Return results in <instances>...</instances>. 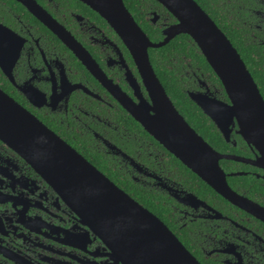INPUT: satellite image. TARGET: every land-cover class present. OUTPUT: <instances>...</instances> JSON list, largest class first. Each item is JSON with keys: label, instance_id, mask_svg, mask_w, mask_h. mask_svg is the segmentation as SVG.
Listing matches in <instances>:
<instances>
[{"label": "flooded vegetation", "instance_id": "1", "mask_svg": "<svg viewBox=\"0 0 264 264\" xmlns=\"http://www.w3.org/2000/svg\"><path fill=\"white\" fill-rule=\"evenodd\" d=\"M200 1L208 2L218 21L223 22L232 35L238 36L248 50L264 55V0ZM37 2L82 44L108 78L128 96L139 101L136 93L138 84L142 94L148 96L130 50L97 11L81 0ZM19 3L37 18L23 3ZM7 10L12 15L10 22H6L2 15L0 23L18 34L22 45L16 51L12 79L0 65V87L5 92L91 163V158L97 154L111 157L134 181L148 183L173 199V202L167 200L165 203H170V215L174 218L177 232L166 224L188 242L192 249L177 235L203 264H264L262 220L226 198L249 215L230 210L226 202L216 207L214 202L186 187L181 177L163 164L165 153L153 151L151 139L135 132L128 119L133 116L67 43L40 19L37 18L46 28L33 22L31 17ZM148 19L161 28L163 39V31L178 22L160 23L162 13L159 9L150 11ZM13 44L9 42V47L12 48ZM17 44L9 52L4 51L2 60L5 65L12 64ZM262 65L264 68V63ZM198 85L199 89L190 91H204L208 87L220 98L204 79L198 78ZM238 136L235 133L238 145L234 147L240 144ZM251 155L241 156L254 158L252 148ZM152 158L163 165L152 166ZM247 165L253 169L244 171L248 173L243 175L253 174L264 184V169ZM239 193L248 196L244 192ZM188 194L195 195L201 202ZM249 198L264 206V191L258 192V200ZM0 264H124L113 248L83 222L51 183L1 138Z\"/></svg>", "mask_w": 264, "mask_h": 264}, {"label": "water", "instance_id": "2", "mask_svg": "<svg viewBox=\"0 0 264 264\" xmlns=\"http://www.w3.org/2000/svg\"><path fill=\"white\" fill-rule=\"evenodd\" d=\"M18 1L67 43L168 151L232 204L264 222V206L234 190L228 180L229 176L248 172H227L221 165L222 159H232L264 169V96L238 49L196 0H156L178 21L163 31L161 41L151 40L124 0H81L109 22L130 50L148 91V96L143 95L137 85L138 102L108 78L82 44L37 0ZM182 33L190 35L197 43L220 77L229 101L218 98L208 87L204 91H189L190 97L215 122L228 143L238 145L235 133L240 135L253 149L254 158L215 149L189 124L167 93L151 62L149 49L162 47ZM19 37L0 23V65L11 79L16 51L22 45ZM9 42H14L12 48ZM16 42L12 64L5 65L2 55L14 49ZM0 138L19 151L51 183L124 264H203L158 215L1 87ZM188 196L201 202L193 194Z\"/></svg>", "mask_w": 264, "mask_h": 264}, {"label": "trees", "instance_id": "3", "mask_svg": "<svg viewBox=\"0 0 264 264\" xmlns=\"http://www.w3.org/2000/svg\"><path fill=\"white\" fill-rule=\"evenodd\" d=\"M197 1L213 17L219 27H221V29L231 39L235 47L240 52L242 58L245 60L264 96V68H262L264 55L259 54V52L248 50L242 44L241 39L238 36L232 35L226 28L225 24L218 21V19L213 15L208 7L207 1H205V3L200 0ZM125 2L138 23L154 41H161L163 36L160 33L161 28L158 25L151 23L148 19L150 11L153 9H159L161 11L162 20L160 23L162 24L163 22L172 24L177 21L176 18L172 14H169L156 0H125ZM84 6L89 9L88 6ZM8 8L16 14L31 17L33 22L40 24L43 28H46L16 0H0V16L4 15L6 22H10V18H12L11 13L7 10ZM150 57L159 78L161 79L167 93L173 100L177 109L200 135H202L215 149L220 152L252 156L250 146L246 144L241 136H238L240 137V147H234L232 144L228 143L212 119L206 115L199 105L190 97L188 91L199 89L198 78H202L210 85L212 90L216 91V94L220 98L225 101H229V97L220 77L216 74L206 57L201 52L197 43L190 35L182 33L162 47L151 48ZM128 119L129 122L132 123L130 126L135 128V132L145 134L151 139L153 151L156 149V152L165 153V161L163 164H167V167L170 170H173V173L177 177H181V182L185 184L186 187H189L201 197L214 202L216 207H220L223 202H226L227 206L231 208L230 210L246 214V212L226 201L222 195L206 183L199 175L193 172L179 158L161 145L133 117H129ZM86 155L89 157V153H86ZM91 161L111 180H113L145 207L149 208L153 213L158 215L165 223L174 229L175 232H177V227L174 224V218L170 215V203H165L167 200L173 202V199L168 198L160 189L149 186L148 183L134 181L130 174L125 171V169H120L118 165H116V160L111 157H105L101 154H97L94 155V158H91ZM151 162L154 167H161L163 165L155 158H152ZM221 165L227 172L250 171L253 169V167L247 164L229 159H222ZM228 180L233 189L238 192H244L249 197L257 200L258 192L264 191L263 180L258 179L253 174L229 176ZM177 235L182 239V241H184L187 247L192 249L188 245V242L185 241L179 233H177Z\"/></svg>", "mask_w": 264, "mask_h": 264}]
</instances>
